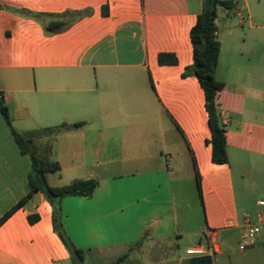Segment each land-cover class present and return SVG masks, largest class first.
I'll list each match as a JSON object with an SVG mask.
<instances>
[{
	"label": "crops",
	"instance_id": "1",
	"mask_svg": "<svg viewBox=\"0 0 264 264\" xmlns=\"http://www.w3.org/2000/svg\"><path fill=\"white\" fill-rule=\"evenodd\" d=\"M231 1L216 8L227 162L214 163L204 91L187 72L203 0H0L9 121L0 110V219L27 194L32 172L12 128H57L50 158L60 168L48 185L98 182L91 195L59 199L56 223L53 201L34 193L0 222V264H74L56 225L82 250L80 264H190L200 255L252 264L264 252V25L253 24L246 0ZM255 20L264 22V8ZM162 53L175 63H160ZM248 220L260 232L240 250ZM197 245L202 254L186 253Z\"/></svg>",
	"mask_w": 264,
	"mask_h": 264
},
{
	"label": "trees",
	"instance_id": "2",
	"mask_svg": "<svg viewBox=\"0 0 264 264\" xmlns=\"http://www.w3.org/2000/svg\"><path fill=\"white\" fill-rule=\"evenodd\" d=\"M218 5L231 8V0H203L201 12L197 15L196 22L190 30V40L193 50V63L187 68V72L195 75L204 91L205 107L208 112V126L211 131V159L214 163L227 162L225 130L219 122L217 96L220 84L215 79V70L218 63L220 43L216 36L217 27L215 25L216 8ZM51 26H47V31H52ZM160 63H175L173 54H159ZM0 110L8 121L7 109L0 100ZM9 122V121H8ZM82 123L72 125L63 124L61 127L66 129L78 128ZM57 132V128H39L31 132L19 133L15 129H11V133L20 148L22 154H27L32 160V172L28 176L27 194L21 198L15 206H13L1 219L3 221L13 211L22 206L34 193L42 192L49 201H58L65 196H88L91 195L98 182L94 179H75L70 183L53 187L48 185L46 174L48 172L59 170V163L50 158V138ZM41 133V134H40ZM47 137L48 140L44 147L36 146V139ZM198 180V189L200 190L199 176L195 171ZM56 213V211H55ZM56 223V214L53 218ZM58 234L64 244L70 249L74 259L82 260V250L74 248L63 232L60 226H55ZM112 264H134L127 263L122 258L117 259ZM190 264H214L212 255H200L191 258Z\"/></svg>",
	"mask_w": 264,
	"mask_h": 264
},
{
	"label": "rangeland",
	"instance_id": "3",
	"mask_svg": "<svg viewBox=\"0 0 264 264\" xmlns=\"http://www.w3.org/2000/svg\"><path fill=\"white\" fill-rule=\"evenodd\" d=\"M259 1L260 0H246V4H247L248 10L250 11V14L252 16V20H253V24L254 25H264V22H258L257 20H255L257 14H258V9L264 8V0H261V2H259ZM218 10H219V12L221 11L223 13L226 11L225 8H221V7H219ZM243 15L247 16L248 13L245 11V12H243ZM239 36H242L241 32L239 33ZM217 110H218V108H217ZM46 138L47 137H42L41 136L40 138L36 139V146L38 148V153H40V151H41L39 149L45 146V144L47 142ZM190 182H192V181L190 180ZM192 190H193L194 196H195L196 195V189L192 187ZM190 194H191V191H190ZM51 204L53 205V208L56 211L55 214H58V212H59V210H58V201L54 200ZM199 212H200L199 213L200 218H202L203 215H202V213L200 211V208H199ZM202 222H203V218H202ZM255 255H256L257 258H255L253 260L252 264H264V252L255 251ZM94 259H97V258L94 256ZM218 260H219V262H217V263L226 264V259L224 257H219ZM80 263H81V260H79L78 258L74 259V264H80ZM101 263H107V262L104 261V260H98V261L97 260H93V258L91 256H90L89 259H86V262H85V264H101Z\"/></svg>",
	"mask_w": 264,
	"mask_h": 264
},
{
	"label": "built area",
	"instance_id": "4",
	"mask_svg": "<svg viewBox=\"0 0 264 264\" xmlns=\"http://www.w3.org/2000/svg\"><path fill=\"white\" fill-rule=\"evenodd\" d=\"M259 204L264 205V200H260ZM259 232H260V226L258 225V223H250V221L248 220L246 224L245 233L242 236L241 243L239 244V249L244 250L248 246L253 245L257 239ZM186 253L187 254H202L203 251L201 250L200 246L197 245L195 247L188 248L186 250Z\"/></svg>",
	"mask_w": 264,
	"mask_h": 264
}]
</instances>
